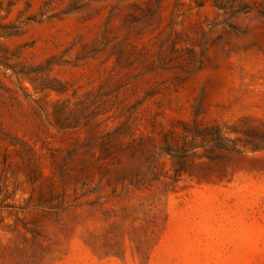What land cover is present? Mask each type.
Segmentation results:
<instances>
[{"label":"rangeland","instance_id":"rangeland-1","mask_svg":"<svg viewBox=\"0 0 264 264\" xmlns=\"http://www.w3.org/2000/svg\"><path fill=\"white\" fill-rule=\"evenodd\" d=\"M0 264H264V0H0Z\"/></svg>","mask_w":264,"mask_h":264}]
</instances>
